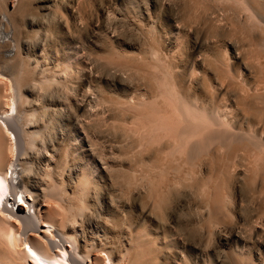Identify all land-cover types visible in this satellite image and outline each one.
Returning a JSON list of instances; mask_svg holds the SVG:
<instances>
[{
	"label": "bare ground",
	"instance_id": "bare-ground-1",
	"mask_svg": "<svg viewBox=\"0 0 264 264\" xmlns=\"http://www.w3.org/2000/svg\"><path fill=\"white\" fill-rule=\"evenodd\" d=\"M6 7L3 6L0 14L1 41L10 36L4 28L9 19ZM156 9L157 0L151 4L149 12L140 11L143 27L136 24L139 32L145 31L139 35L140 41H123L117 47L113 43L117 39L108 38L104 50L106 59L79 42L56 53L63 62L54 67L57 70L53 75L57 76L52 82L69 90L70 80L79 79L73 88L74 105L78 110L90 118L103 115L105 111L129 117L128 122L124 119L116 126L124 144L123 148L122 144H117L119 151L109 161L98 156L94 139L87 132L86 119H79L77 115L62 116L64 107L72 105L70 101L60 103L61 108L48 115L47 106L37 102L35 86L44 91L49 81L42 80L37 85L38 82L33 83L34 80L15 62L0 59V76L4 77L0 80V120L7 121L0 123V193L10 189V182L21 184L39 196V201L34 199L31 203L39 202L41 212L36 209V213L46 217L41 237L30 230L32 221L27 214L32 209L26 207L25 215L20 216L15 211L19 205L8 209L0 196V264H223L214 257L211 249H207V239L223 233L221 229L229 235L227 239L223 237L221 245L230 264H264V227H254L247 218L258 215L260 205L250 206L246 215H241L239 189L230 182L231 177L243 176L249 181L254 174L264 175V156L257 150L258 146H264V123L245 118L238 110L230 114L228 110H222L225 106L209 105V98L200 89L196 75L197 71L207 73L215 84L217 79H229L238 70L241 79H229L228 86L240 88L241 83H251L249 68L242 62L240 51L250 46L244 43L249 33L253 41H257L259 33L264 32V0H224L214 9V20L220 22L227 37L218 43L226 46L228 63L202 54L203 46L197 42L190 45L188 52L183 51L185 36H179V33L184 30L178 28L177 22L184 16L174 19L173 14L167 17L156 14ZM70 18L71 21L76 19ZM60 19V26L65 28L66 22ZM154 20L155 24L152 23ZM237 29L240 40L232 41ZM231 35L233 37L228 39ZM176 36L181 43L179 52H176ZM244 57L257 73L264 70V59L259 52H244ZM209 68L217 73L215 78ZM56 77L63 78V82L57 81ZM193 77L196 81L190 83ZM93 81L111 83L113 87L108 90L97 83L96 91H93ZM227 107L231 109L234 105L229 101ZM93 108L96 111H92ZM64 120L73 122L75 136L72 141L80 142L81 153L78 148L71 147L73 145L65 144L63 137L61 145L47 147L46 137L61 133L59 123ZM197 149L200 150L198 163L193 159ZM83 155L89 161L84 162ZM38 160L43 162V167L37 172L34 169ZM114 172L129 177L127 180L131 178L134 186L142 184L148 190L149 199L152 198V205L148 211H140L141 224L124 217L117 224L121 226H106L113 222L110 218L105 219L106 222L102 220L103 226L96 222L92 226L93 232L88 234L84 223L89 214L99 213L96 208H99L97 202L104 189L102 186L106 182L110 184ZM40 175H47L49 179L42 181L38 178ZM260 183L258 179L257 188ZM176 184L185 185L184 189H192L201 197L199 215L206 225L202 230L204 241L197 245L182 241L171 226L145 224L148 218L150 221L148 212L157 206L158 198L171 187L174 189ZM225 196L232 201L231 207ZM7 202L11 203V200ZM52 204H59L62 211L53 208ZM8 216H12V220H8ZM17 220L21 223H16ZM26 224L29 226L27 232ZM250 226L253 232L260 229L257 248L241 232ZM49 232L55 236H49ZM26 244L28 248H25ZM100 252H104L105 257H101Z\"/></svg>",
	"mask_w": 264,
	"mask_h": 264
},
{
	"label": "rangeland",
	"instance_id": "rangeland-1",
	"mask_svg": "<svg viewBox=\"0 0 264 264\" xmlns=\"http://www.w3.org/2000/svg\"><path fill=\"white\" fill-rule=\"evenodd\" d=\"M9 4H11L12 6L11 9H9ZM2 5L3 6L7 5L6 12H7V17L9 18L8 20L10 21L7 20V22H5L7 24L4 23L6 25V26L4 25V28H6V31L10 33V36H9L10 39L6 38L5 40H2V41L0 40L1 42L0 43V59L15 62V64L18 65V68L20 67L23 71H25L26 76L28 75L31 77L32 81L34 80L33 83L38 82V84L36 83L37 85H39L40 83L39 81H42V80L49 81L50 83L48 85L49 87L47 86V88L44 91H42L38 86H35L36 92L34 91L36 99L38 100L37 102L39 104L43 103L45 104V106H47V108H45V111L47 112L46 114L47 115L51 114L55 110H58L59 108H61L60 103L63 104L67 101H70L72 103L71 106L64 107V109L66 108L65 110L62 108L63 109V112L61 113L62 116L63 115H70V116L77 115L79 119H83V120L86 119L85 121L87 122L86 123L87 132L89 131L88 135L91 136V139H94L92 141H94V143L97 146L98 156L101 158H105V159L107 158L108 159L107 161L111 160L110 158L115 157V153H118L119 151L118 148H116L117 144L118 145L122 144V148L124 144L123 138L121 137L122 133L121 131L118 130V128H116V126L118 123H121V121L123 122L126 120V122H128L129 117L125 115L124 116L118 115L117 113L112 112V111L110 112L105 111L103 115L101 114L96 117L91 116L90 118V117H87L81 110H78L77 107L74 105L75 95H74L73 88L76 85H78L79 79L74 78L70 80L71 82H69V87H68L69 90L66 89L67 91L64 89L62 85L60 84L57 85L56 82L54 83L52 82V80H54L55 78L54 76H57L55 72L54 74L56 75H53V71L57 70V69H54V67L57 64H60V63L62 64L63 62V59L61 58V56L56 55V53L58 51L60 52V49L67 45L69 47L73 43H76V42L81 43V39H83L84 43L89 45L88 48L92 50L95 53V55L96 54L97 56L100 55V57H103V58L106 57L104 50L107 47L106 41L108 40L109 36H106L103 33H100L99 39L95 37L96 35L95 29H97L100 25V14L102 15L104 14V16L106 17L104 30L105 32L111 34V38H116L119 42H123V41L130 42L132 40L131 43H135V42L140 41L139 35H141V33L143 32L141 31V29H140L141 32H139V29H138L139 28L138 26L141 25L140 19H139V16L141 17L140 11H147L148 9H150V7H148L146 3V0H103V6H101L99 0H84L83 3H78L77 0H0V7ZM161 5L163 6L160 0L159 2L157 0V9L155 11L156 14L160 13L161 15L163 14L162 16L165 15L166 17L173 14V10L171 8L169 10H171L172 13L171 11L166 12V13L161 12L160 11V8L162 7ZM3 6L0 9V14L2 12L1 10H3ZM181 7L182 5L177 8V11L182 10V13H181V16H182L183 11H184V6L182 8ZM133 8L136 10V12L132 11ZM137 9L139 10L137 11ZM77 14H79L82 19L89 21V24L92 26V29H93L91 32L84 33V28L79 27V26H75L73 28L66 26L67 28L66 27L65 28L70 32L68 33L66 29L62 28L60 25L56 29V31L51 30V25L49 23L50 16L58 17L59 20H61L60 18H62V21L65 22V17H67V19L69 20V17H72V16L76 17ZM136 23L138 24V26ZM142 27L143 26L141 25V28ZM237 30H236V33L233 35L234 38L231 39V37H233L231 35L228 37V39L230 38L232 41L236 39V41H238L239 39L238 37L240 35L238 34L239 29ZM143 33H145V31ZM84 35H92V38L89 39L87 36H84ZM135 35L137 36L135 37ZM247 35L245 36L247 37ZM184 41H185V38L183 39L182 50L186 52L189 51L190 45L193 44V42H196L192 34H189V39L185 42ZM41 53L43 54L45 53V54L43 55ZM262 55L263 53H260V56ZM36 63L37 64L39 63V65H35ZM21 64L22 65L24 64V65L22 66ZM44 76L46 77L44 78ZM108 79L112 80V78H108ZM56 80L63 82V78L61 77L60 78L56 77ZM41 92H44V93H41ZM42 111H44V109ZM97 117L99 120L97 119ZM120 117H122L123 120H121L122 118ZM59 125H60L61 133L57 132L56 137L54 133L50 134L48 138L46 137L45 142L47 141V147H49L50 145H59V144L61 145L62 143H60L61 142L60 139L63 137L64 138L63 141L65 144L69 143L70 145H73L71 147L78 148L79 150L80 149L79 147L81 145L80 142L78 141L76 143L72 141L75 136L73 134L74 132V128L72 126L73 122L64 120V122L63 121L60 122ZM82 158L84 162L89 161V158H87V156L85 155H83ZM40 162L41 161L38 160L35 163L34 170L37 172L43 167V162L41 163ZM124 176L125 175H122V174L120 175V173L117 174L114 172L112 173V179H110V184L109 182H106V184H104L105 186L104 185L102 186L104 187V189L103 188L101 189V195H100L101 197H99L98 199L99 202H97L98 203L97 206H99V208H96L97 212L99 213L98 214H96L95 212H93L92 214L88 213L89 218L84 223L86 233L91 234L93 232V227L96 225V222L98 225L99 224L102 225L103 221L106 222L105 219L110 220V218L114 222V224H112L113 222H111V223H108L106 226H121L117 224H119V221H121L124 217L125 218L128 217L133 222L136 221L141 224L143 220L140 216L142 212V210H140V207L142 206L141 207L142 209L143 207H145L144 205H146L147 209H149L151 207L150 205H152L151 203L152 198L150 196V199H149V193L147 192L148 190L145 187H143L142 184L141 185L135 184L134 186L133 185L134 183L133 181H131V178L130 180L129 179L127 180V178L129 177L125 176L126 178H123ZM127 183L129 184L127 185ZM128 187H130V189H126ZM140 187L143 190H141ZM184 187L186 186L185 185L182 186L180 190H183ZM171 189L176 190L175 188L173 189L171 187L170 190L168 189V191L165 192L166 194L163 193L161 195L162 199H161V196L158 198L159 201L161 200L160 202L157 199L159 203L156 202L157 206L155 208L153 207L151 210V212L153 211L154 213L152 212V215H150V221H149V218L145 220L146 221L145 224L148 226H151V225L152 226H163V225L171 226L172 229L175 230L173 231L178 233V235H180V238L182 239V241L194 243L196 245L199 244L200 241L203 242L204 238L202 236L203 235L202 230L204 228L203 226H205L206 224L202 220L201 215H199L200 214V211H199L200 204L199 203L201 201L200 199L201 197H198V195H196L195 193V196H193L194 199L193 197H191L186 202V205L183 208V212L186 218L180 220L177 223L176 212L180 210V207L184 205L185 201L181 200L179 204H173L171 208L169 209L170 194L168 193L170 191L172 192ZM145 193H148V194H145ZM108 196H110V199L108 198ZM110 200H111V204H110ZM137 200H139V203L137 202ZM149 200L151 204L149 203ZM119 203L124 204V211L126 213L119 212L118 209H117V212H118L117 213L116 210L113 209ZM108 204H110V206ZM99 209H101L102 211H100ZM112 214H115V216H110ZM153 216H155L156 218L159 217V219L166 217L168 221L167 223L168 225L159 223L157 219L153 218ZM249 228H251V226ZM249 228L246 227L245 230L241 231L245 233V234L243 233L244 235L243 234L242 235L245 237V239L247 238L246 240L249 241L250 244L254 245V247L257 248V246L260 245V232H259L260 229H258L257 232H253L252 228L251 229ZM221 232L223 233H220L219 234L220 236L217 234L211 235L210 236L211 238L209 237L211 240H209V238L207 239L208 240L207 249L208 250L211 249L210 252L214 254L215 258L220 259V261H222L223 264H230V261L227 259L226 251L221 245L222 241L224 240L223 237L225 236L224 238L227 239L229 235H228V232L224 230L222 231V229H221ZM254 233L256 234V237ZM254 238L257 240H255Z\"/></svg>",
	"mask_w": 264,
	"mask_h": 264
},
{
	"label": "clouds",
	"instance_id": "clouds-1",
	"mask_svg": "<svg viewBox=\"0 0 264 264\" xmlns=\"http://www.w3.org/2000/svg\"><path fill=\"white\" fill-rule=\"evenodd\" d=\"M78 3H83L84 0H77ZM101 6H103V0H99ZM162 4L172 3L174 6L171 8L173 10V18L176 19L177 16L181 15V12L177 11V8L181 5L184 6L183 19L178 20V28L184 30L183 35L185 36V41L189 39V34H192L194 40L200 43L202 47V54H207L208 56L218 57L220 60L228 63V55L226 49L218 43L222 38H227L224 35L223 29L220 28V22L214 20V9L218 5L224 2V0H160ZM66 25L70 28L79 26L86 29V24L88 20L82 19L79 14H77L75 21H70L65 17ZM227 27V25L225 26ZM184 41V42H185ZM244 43L249 44L247 48H243L240 51V57L242 62L249 68V78L251 83L240 84V88L229 87V79L240 80V74L238 70L234 76H230L229 79L220 78L216 80L213 84L212 80L208 78L207 73L196 74L199 77V87L208 96V104L213 105L214 103L225 106L222 110H228L229 113L239 111L245 118L255 119L260 123H264V70L257 73L256 69L252 67L251 63L244 57V52H251L255 50L259 53H264V32L259 33L257 41H253L252 34L245 39ZM180 48H176V52H179ZM264 59V55L261 57ZM203 62V61H202ZM256 63L259 65L260 61L257 60ZM208 71L213 73V78L217 76V73L209 68ZM196 81L193 77L190 80ZM259 81V84H257ZM223 90V91H221ZM217 96L219 99L217 101ZM229 101L234 105L233 108L229 109L227 105ZM259 153L264 156V146H258ZM206 151V149H205ZM200 158V150L197 149L196 155L193 157L194 161L198 163ZM38 178L42 181L49 179L47 175H40ZM260 180V186L257 188V180ZM244 181V183H241ZM230 182L232 186L235 185L239 189V195L241 199L240 213L241 215H246V210L250 206H255V204L260 205L258 215L253 214L247 217L249 222L254 227H264L261 221H264V175L254 174L252 179L245 181V177H231ZM181 184H176L175 189L170 193L169 209L173 204H179L181 200L185 201L184 205L180 207V210L176 212L177 223L185 219L183 208L186 202L193 196L195 192L192 189H181ZM139 195V194H138ZM224 199L228 202L229 207L232 206V201L229 197L225 196ZM139 203V200H137ZM142 211H148L147 207H143ZM152 215L151 212H148ZM154 219H157L153 216ZM161 224H167V218L163 217L157 219Z\"/></svg>",
	"mask_w": 264,
	"mask_h": 264
},
{
	"label": "snow or ice",
	"instance_id": "snow-or-ice-1",
	"mask_svg": "<svg viewBox=\"0 0 264 264\" xmlns=\"http://www.w3.org/2000/svg\"><path fill=\"white\" fill-rule=\"evenodd\" d=\"M146 3L148 5V7H150L152 3H155V0H146ZM173 6L174 5L172 3H164L163 6L160 8V11L161 12H165V13L169 12V9L172 8ZM11 7H12L11 4H9V9H11ZM69 20L71 21L70 17H69ZM49 23L51 25V30L52 31H56V29L61 24V22H60L58 17H51V16L49 17ZM152 23L155 24V20ZM262 23H264V21H262ZM104 28H105V16H104V14L103 15L100 14V25H99V27L97 29H95V32H96L95 37L97 39L100 38V36H99L100 33H103L104 35L109 36V38L111 39V34L105 32ZM86 29H87V31H85V28H84V33L85 32H91L93 30L92 26L89 24V22L86 24ZM84 36H87L89 39L92 38V35H84ZM179 36H183V31H181L179 33ZM81 43H82V46H84V47H88L89 46V45L84 43L83 39H81ZM113 43H115L117 45V47L120 46V42L118 40H113ZM176 47L181 48V43H180V39H179L178 36H176ZM222 47H226V46L222 45ZM229 57H230V53H229ZM198 73H199V71H197V74ZM186 75H187L186 73L183 74V76H185V77H186ZM3 79H4V77L0 76V80H3ZM245 79H246V77H245ZM97 83H99L100 86H102L103 88L108 89V90H111L112 87H113L111 83H105L103 81H93V84H92L93 91H96V87L95 86H96ZM92 111H96V109L93 108ZM0 123L4 124V123H7V121L0 120ZM8 135L11 136L12 133L9 131ZM10 183H11L10 189H6V191L4 190L2 193H0V196L3 197L2 201L5 202L6 207L8 209H12L16 204H18L19 207H16L15 211L20 216L25 215L24 209L26 207L27 208H31L32 211L27 214L29 216V219L32 221L31 226H30V230L33 231V232H36L41 237H43L44 228H45L44 220L46 219V217L39 216L36 213V209H39L40 212H41L39 202L37 204H35V205H33L31 203L32 200H34V199L39 201V196L36 195V193H33L32 191H30L28 188L25 189L21 184H16V183L14 184L13 182H10ZM18 192H19V195L17 194ZM8 199L11 200V203L7 202ZM236 204H237V207L239 208V198H237V197H236ZM51 206L53 208H55V209H60V205L59 204H52ZM46 209H47V206L44 207L45 211H46ZM113 209H115L116 212H117V209H118L119 212L126 213L124 211V204L123 203H119ZM60 210L62 211V209H60ZM110 216H115V214H112ZM7 219L8 220H12V216H8ZM16 223H21V221L17 220ZM25 227H26V232H27V230L29 229V226L26 224ZM48 235L49 236H55V233L49 232ZM25 248H28L27 244L25 245ZM99 255L101 257H105V253L104 252H100Z\"/></svg>",
	"mask_w": 264,
	"mask_h": 264
}]
</instances>
